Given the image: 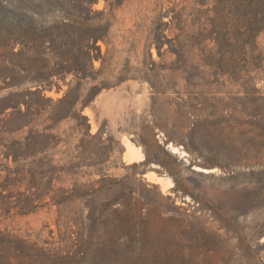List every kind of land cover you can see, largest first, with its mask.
<instances>
[{"label": "rangeland", "instance_id": "rangeland-1", "mask_svg": "<svg viewBox=\"0 0 264 264\" xmlns=\"http://www.w3.org/2000/svg\"><path fill=\"white\" fill-rule=\"evenodd\" d=\"M0 264H264V0H0Z\"/></svg>", "mask_w": 264, "mask_h": 264}, {"label": "bare ground", "instance_id": "bare-ground-1", "mask_svg": "<svg viewBox=\"0 0 264 264\" xmlns=\"http://www.w3.org/2000/svg\"><path fill=\"white\" fill-rule=\"evenodd\" d=\"M124 146L126 148V153H125L124 158L128 162H130V161H142L144 159L143 152L139 148H137L134 144H132L129 140H126V139L124 140ZM168 148L172 151V153L179 154V155L185 154L184 152H180L179 148L173 146L172 144H169ZM195 169L199 170V171H204L205 173L212 172V171H207V170L197 168V167ZM155 177H157V176H155ZM156 180H158L159 182H162V178L158 177Z\"/></svg>", "mask_w": 264, "mask_h": 264}]
</instances>
